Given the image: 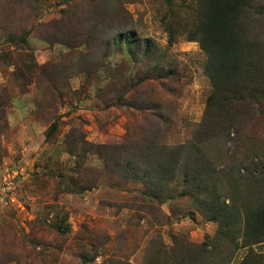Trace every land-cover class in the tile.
<instances>
[{"label":"rangeland","instance_id":"1","mask_svg":"<svg viewBox=\"0 0 264 264\" xmlns=\"http://www.w3.org/2000/svg\"><path fill=\"white\" fill-rule=\"evenodd\" d=\"M80 1L40 0L34 7L32 0H0V264H82L83 248L94 241L102 247L87 264L127 259L144 264L153 259L156 240L171 249L175 239L201 245L219 232V223L196 211L188 195L164 201L160 208L169 223H157L144 207L142 181L113 173L97 154L89 155L77 174V157L71 154L72 149L92 151L88 144L121 146L141 139L155 122L168 145L194 140L215 93L208 56L195 39L197 0L127 3L130 26L157 47V56L136 57L123 41L109 47L104 41L101 49L79 39L73 45L57 41L70 31L81 32L74 33L70 25L76 18L69 16ZM22 34L26 48L11 38ZM257 73L254 88L262 91L264 61ZM126 84L138 86L123 93ZM231 88V100L246 98L239 85H227ZM232 106L236 111V102ZM160 116L164 121H157ZM243 118L233 128L232 150L216 162L223 161L222 177L230 171L246 204L264 191V158L253 162L264 147V107L250 111L247 106ZM64 177L92 187L61 193ZM59 220L71 226L66 239L55 230ZM240 242L231 264L250 255L264 264V243Z\"/></svg>","mask_w":264,"mask_h":264},{"label":"trees","instance_id":"2","mask_svg":"<svg viewBox=\"0 0 264 264\" xmlns=\"http://www.w3.org/2000/svg\"><path fill=\"white\" fill-rule=\"evenodd\" d=\"M32 1L34 7L40 3V0ZM132 1L135 0H81L70 10L71 13L69 11V16L76 18L71 28L74 33L78 30L81 32L71 35L70 31L62 38H56L59 39L57 41L73 45L79 39L81 43L84 41V45L92 44L98 49L104 45L109 47L112 43L117 46L123 41L134 57L140 54L157 56L153 40L139 37L130 26L132 19L125 6ZM195 14V33L198 34L195 39L208 56L206 71L214 84L215 93L194 140L180 145H168L164 142L166 132L155 122L146 137L121 146L88 144L92 151L83 149L80 154L71 150V154L77 157V174L84 169L88 156L97 154L113 173L142 181L145 186V200H142L145 201L144 207L161 225L169 223V218L160 208L161 204L182 195H188L193 208L207 220L219 223L216 237L201 245L178 238L175 239L174 247L168 249L162 244V239L156 240L153 259H146L144 264H231L240 250V239L242 244L264 243V191L258 194L255 201L249 199L246 204L241 202L239 194L242 190L239 192L230 177V171L222 177L225 166L223 161L216 162V159H222L223 153L232 150L228 148V143L234 140L230 137L233 128L237 127L239 117L244 120V109L248 106L252 111L264 107V89L258 91L254 88L257 70L264 61V26L261 28L258 25L259 21L264 24V0H197ZM124 19L129 21L128 26L123 24ZM169 33L173 41L174 30ZM24 36L26 34L11 38L20 41L26 48L28 39ZM104 41L107 44L103 45ZM20 67L21 63L18 70ZM161 69L162 64L159 62L156 68L158 75ZM251 77L254 79L250 80ZM21 78L26 79L24 75ZM227 85H239L241 94L245 90V102L231 100L229 93L233 94L234 91H231L232 88L227 90ZM137 86L126 84L123 93L135 91ZM232 102L237 105L234 112ZM158 118L157 121H164L162 116ZM50 137L48 133V142L51 141ZM214 143L219 145L215 149L218 150L217 154L210 148ZM257 158H264V147L253 162L259 160ZM110 170L108 172L111 173ZM261 176H264V171ZM91 187L89 182L64 177L59 189L61 193H80ZM230 195V202H227ZM55 230L65 239L72 232L67 220H59ZM96 242L83 248L82 264L97 258L102 246ZM114 264L131 263L127 259V262L118 260ZM241 264L260 263L257 257L250 255Z\"/></svg>","mask_w":264,"mask_h":264}]
</instances>
